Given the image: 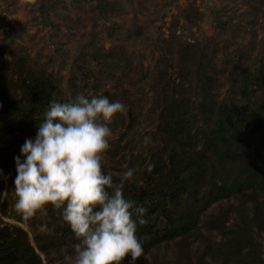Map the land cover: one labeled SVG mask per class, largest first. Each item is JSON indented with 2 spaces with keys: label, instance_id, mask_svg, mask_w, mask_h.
Instances as JSON below:
<instances>
[{
  "label": "trees",
  "instance_id": "1",
  "mask_svg": "<svg viewBox=\"0 0 264 264\" xmlns=\"http://www.w3.org/2000/svg\"><path fill=\"white\" fill-rule=\"evenodd\" d=\"M165 41L151 79L156 111L148 156L123 188L126 199L147 209V223L138 224L136 232L143 254L159 264L166 253L160 246L177 243L179 256L198 238L203 246L195 247L193 258L186 254L185 264H264L257 239L261 232L264 239V37L254 64L231 61L221 97L217 89L228 61L217 67L214 53L196 41L176 35ZM11 52L7 88L0 83V170L5 172L4 155L15 158L7 151L36 136L49 105L75 98L60 95L55 74L39 71L24 53ZM82 62L78 55L74 71H83ZM104 95L114 101V94ZM127 114L132 118L129 109ZM102 170L119 182L121 175ZM15 178L8 175V189H14ZM46 208L47 216L36 215L45 231L33 233L34 246L21 226L0 224V264H60L54 255L78 243L62 209ZM214 233L217 240L211 239Z\"/></svg>",
  "mask_w": 264,
  "mask_h": 264
},
{
  "label": "rangeland",
  "instance_id": "2",
  "mask_svg": "<svg viewBox=\"0 0 264 264\" xmlns=\"http://www.w3.org/2000/svg\"><path fill=\"white\" fill-rule=\"evenodd\" d=\"M98 1L0 0V83L7 88L5 66L11 51H16L24 53L39 71L55 74L60 95L65 98L79 93L114 94V101H120L125 110L108 123L111 135L102 167L122 175L148 156L156 111L151 108V79L159 51L166 47L165 38L176 35L183 41L198 42L208 53H214L212 61L217 67L228 61L217 89V96L221 97L227 92L231 61L239 58L249 66L254 64L259 41L264 37V0ZM78 55L83 60L80 72L74 71ZM26 139L34 140L35 136L14 144L7 153L23 161L21 146ZM15 158L4 155L3 159L8 171H2L0 176V193L9 194L7 200L0 202V224L21 226L34 246L33 233L45 231V226L38 222L40 216L25 224L13 207L15 197L13 189H8V175H17ZM218 238L219 234L214 233L211 239ZM257 239L264 259L262 232ZM202 246L200 239H194L190 250L182 247L178 256L177 243L162 245L159 251L166 253L159 264H185L189 252L193 258ZM36 251L43 259V254ZM73 254V246L62 249L53 261L68 264L65 256ZM130 260L129 255L122 264H129ZM151 262L150 254L144 253L136 264Z\"/></svg>",
  "mask_w": 264,
  "mask_h": 264
},
{
  "label": "clouds",
  "instance_id": "3",
  "mask_svg": "<svg viewBox=\"0 0 264 264\" xmlns=\"http://www.w3.org/2000/svg\"><path fill=\"white\" fill-rule=\"evenodd\" d=\"M124 110L120 101L91 93H79L66 103L53 101L35 139L21 146L24 160L15 158L13 207L25 224L37 214L47 216V205L62 209V219L78 241L74 254L65 256L68 264H122L129 255V264H136L143 255L136 232L138 224L147 223V209L123 195L136 169L123 172L118 183L102 170L111 135L108 123ZM8 194L0 193V202Z\"/></svg>",
  "mask_w": 264,
  "mask_h": 264
}]
</instances>
